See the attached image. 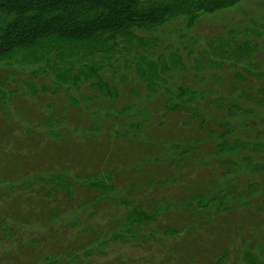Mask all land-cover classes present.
Here are the masks:
<instances>
[{
  "label": "rangeland",
  "instance_id": "1",
  "mask_svg": "<svg viewBox=\"0 0 264 264\" xmlns=\"http://www.w3.org/2000/svg\"><path fill=\"white\" fill-rule=\"evenodd\" d=\"M229 30L241 42L258 43L256 61L264 70V0H241L233 8L201 14L190 29L182 20L170 23L150 36L164 46L150 48L147 54L168 61L175 51L184 69L162 73L168 89L184 85L207 94L217 83L213 76L222 80L231 71L229 60L223 66L227 69L209 63L205 49L213 38H227ZM123 61L117 54L99 61L121 69L115 77L104 66L101 91L93 87L95 80L81 81L78 87L58 82L44 60L0 63V264H41L46 257L64 264H241L246 248L260 256L262 200L243 192L248 205H238V199L225 202L218 214L195 205L197 193L208 197L213 185L223 181L216 159L208 157L213 142L206 141L197 118L166 109L165 94L149 93L135 70L123 68ZM122 74L125 78H119ZM132 118L140 129H129ZM125 133L128 136H121ZM194 140V151L181 155L185 159L177 163L180 152ZM108 172L112 177L104 181L106 192L75 179H101ZM66 191L79 201L103 199L97 211L86 204L81 213L72 208ZM155 206L156 219L142 220ZM89 209L96 215L81 218ZM57 213L63 214L57 224L65 239L55 246L57 225L46 216ZM76 225L87 233L76 237ZM114 228L120 235L116 240L111 236ZM86 240L97 245L89 246ZM80 244L88 255L76 248Z\"/></svg>",
  "mask_w": 264,
  "mask_h": 264
},
{
  "label": "trees",
  "instance_id": "2",
  "mask_svg": "<svg viewBox=\"0 0 264 264\" xmlns=\"http://www.w3.org/2000/svg\"><path fill=\"white\" fill-rule=\"evenodd\" d=\"M240 1L0 0V63L9 65L19 62L29 65L44 60L58 82L78 87L81 81L95 80L96 82H92L93 87L101 91L105 88V81L101 78L104 66L109 67L112 76L115 77L116 75L118 77L121 69L111 63L102 65L99 61L110 60L115 54L120 55L122 59L124 58L123 68L135 70L137 76L144 81L149 93L165 94L163 106L166 109L186 112L197 118L200 127L206 132V141L210 139L213 142V151L208 157L216 159L218 175L223 181L213 185L208 197L197 193L193 197L195 205L203 206L204 209L211 208L214 214H218L226 208L225 202L235 203L234 200L238 199V205H248L249 202L241 196V193L245 192L244 194L250 199L256 197L255 199L262 200V212L264 211V70L259 68L260 62L256 61L258 55L255 52L259 50L258 43L247 39L242 42L237 40L234 30H229L225 39L222 38L223 36H218L209 41L207 49L212 52L205 49L204 55L208 57L204 58L211 64H218V67H223L229 60L227 65L231 73L227 71L226 77L222 80L213 76L217 83L212 91L210 89L206 91L207 94L194 91L184 85H175L173 89H168L167 78L163 77L162 73L170 68L184 69L175 51L170 52L168 61L160 58L155 60L149 56L151 55L149 51L153 47L164 46L162 43H156V39L150 36L160 32L170 23L182 20L183 26L190 29L201 14L208 15L227 10L235 7ZM132 52H134L133 58L130 61L125 59V56H129ZM210 54H213L214 58H211ZM125 76L122 74L119 78ZM104 94L110 97L108 91ZM131 120L128 124L129 129L134 131L140 129L137 119ZM123 135L128 136L127 133L121 134ZM134 137L132 133L130 138ZM196 144L197 140L186 144L179 154L177 163L185 159L181 155L190 156ZM201 147L199 146V152ZM64 174L68 173L64 172ZM111 177L112 173L108 172L101 179L77 176L75 179H80L78 183L83 186L91 189L99 188L106 192L104 181L110 180ZM236 191L240 192L239 195ZM65 196L72 198L74 203L72 208L81 213L86 211L85 206L89 204L97 208L94 209L97 211V202L103 199L102 196H98L96 202L79 201L71 197L70 191H66ZM105 197L104 199L109 200ZM111 202L119 205L115 199H111ZM91 210L93 209H89L86 216L83 215L81 218L96 215V212ZM157 210L155 206L151 215H142V220L143 218L155 220ZM62 216L61 213L46 216L57 225V228H53L56 237L55 246L62 244L65 239L60 235L64 229L58 230L60 224H57V221H62ZM71 217L78 220V217ZM130 217L131 215H127L126 220ZM72 229H76L74 230L76 237L87 233L78 225ZM111 234L112 240L120 238L117 228H114ZM85 242L89 246L97 245L96 242L93 244L87 240ZM83 246L80 244L76 248H79V251L83 250L84 256L88 255L89 252L84 250ZM244 252L241 264H264L262 261L264 245L258 249L260 256L252 249L246 248ZM77 254L71 256V259L76 258ZM77 261L78 259L72 263ZM56 262L51 257H46L41 264H64L62 261L56 260Z\"/></svg>",
  "mask_w": 264,
  "mask_h": 264
},
{
  "label": "bare ground",
  "instance_id": "3",
  "mask_svg": "<svg viewBox=\"0 0 264 264\" xmlns=\"http://www.w3.org/2000/svg\"><path fill=\"white\" fill-rule=\"evenodd\" d=\"M81 63V62H80Z\"/></svg>",
  "mask_w": 264,
  "mask_h": 264
}]
</instances>
